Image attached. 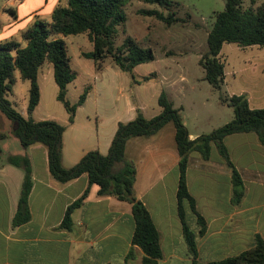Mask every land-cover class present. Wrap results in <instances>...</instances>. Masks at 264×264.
Returning a JSON list of instances; mask_svg holds the SVG:
<instances>
[{"label":"crops","instance_id":"crops-1","mask_svg":"<svg viewBox=\"0 0 264 264\" xmlns=\"http://www.w3.org/2000/svg\"><path fill=\"white\" fill-rule=\"evenodd\" d=\"M26 1L8 0V4L18 6ZM61 2L55 0L50 4L49 0H43L33 11L49 8L52 14ZM47 65L51 71L52 65ZM47 65L39 73L40 91L41 75ZM110 65L113 64H107L100 73L107 74ZM51 74L54 77V70L43 76L47 79ZM78 77L77 73L70 85ZM262 82L264 85V74ZM87 86H91V91L86 102L78 108L73 124L68 122L69 115L59 119L54 115L36 119L41 99L33 113L36 121L52 120L66 126L62 139V161L66 169L77 165L90 151L107 155L119 123L136 118L134 107L124 115L115 108L108 116L107 91L98 83L84 85L78 99ZM165 93L174 104L170 94ZM243 94L252 109H264V90L258 94L257 84L255 89L233 95ZM78 99L70 102L74 104ZM161 112L160 107L156 116ZM183 120L190 139L203 135L192 131L185 118ZM12 125L0 112V145L3 149L0 159V264H141L144 252L132 244L136 227L132 205L114 197L99 196V186H90L86 174L65 185L58 182L50 172L47 149L40 144L23 148L12 133ZM2 135L7 137L2 139ZM224 144L242 176L246 192L241 203L235 204L232 170L215 145L209 160H204L197 152L191 153L188 187L207 226L205 234L200 235L201 225L196 215L189 206L185 207L188 227L196 234L198 264L240 255L255 245L257 236L264 240V146L256 133L229 135ZM14 156H27L33 169V189L29 198L32 219L17 227L13 221L25 172L9 163V158ZM126 159L136 165V196L147 207L161 235L163 259L159 264H193L178 211L176 192L180 157L174 124H167L154 135L130 139ZM88 187L90 192L85 203L71 215L72 227L62 228L67 209Z\"/></svg>","mask_w":264,"mask_h":264},{"label":"trees","instance_id":"trees-1","mask_svg":"<svg viewBox=\"0 0 264 264\" xmlns=\"http://www.w3.org/2000/svg\"><path fill=\"white\" fill-rule=\"evenodd\" d=\"M131 0H67L58 5L52 13L51 20H38L34 27L23 33V42L12 40L0 44V112L13 124V135L19 139L23 148L32 145H43L48 151L49 167L52 177L64 185L82 175L89 177V184L99 186V196L114 197L132 205L135 220V231L132 238L133 246L144 252L141 264H159L163 259L161 235L156 228L151 214L135 192L137 179L136 165L126 159L127 143L136 137L151 136L161 131L167 124L173 123L176 128V143L180 157L178 211L183 224V231L193 264H198L196 234L190 230L186 220L185 207L189 206L196 215L201 230L206 232V221L196 208V201L188 187L187 172L190 155L199 153L204 160H209L212 146H216L220 155L232 170L234 187L233 201L240 204L245 196V186L241 174L233 164L224 140L229 135L256 133L264 146V109H252L247 96L233 95L222 97V103L234 109L233 121L211 133L190 139L181 112L176 109L167 93L162 92L158 104L162 112L152 119H147L138 111L137 117L128 123H119L116 135L107 155L99 151H90L82 160L70 169L63 166L62 139L66 126L52 120L36 121L33 113L40 103L41 91L38 81L41 69L51 64L54 80L58 86L57 100L62 103L69 115V124H73L76 112L91 91L87 86L74 104L68 99V86L77 78L72 68L69 48L65 37L87 34L93 44L91 52H84L82 57L92 60L97 71L104 70L106 65H115L123 72H133L136 67L155 60L151 48L142 47L135 39L128 37L120 47H116L118 27L127 22L126 7ZM244 0H227L225 9L216 16L212 30L207 39L208 52L200 61L205 71V80L218 92L225 84V64L221 60V52L225 44H236L242 48L258 46L264 48V4L257 8L243 9ZM258 0H250L256 4ZM148 4H156L170 11L172 0H145ZM158 20L172 25L179 22L176 13L165 16L157 10L147 12ZM109 61V62H108ZM20 73L23 81H28L29 103L26 118L15 111L7 100L16 84L15 72ZM150 80V77L144 81ZM140 83V82H139ZM7 136L2 135L5 139ZM3 149L0 145V159ZM9 163L24 169L25 177L21 189L18 210L13 221L20 226L32 219L29 198L33 189V169L30 159L14 156ZM90 187L66 211L62 228L72 227V214L86 201ZM208 264H264V240L256 237L255 245L237 255L222 261Z\"/></svg>","mask_w":264,"mask_h":264},{"label":"rangeland","instance_id":"rangeland-1","mask_svg":"<svg viewBox=\"0 0 264 264\" xmlns=\"http://www.w3.org/2000/svg\"><path fill=\"white\" fill-rule=\"evenodd\" d=\"M42 1L27 0L18 6H11L8 0H0V44L12 40L23 42V33L33 28L38 20H51L49 8L33 11L42 5ZM49 1L51 4L55 0ZM66 1L62 0L60 4L64 5ZM172 1L170 11L156 4H148L145 0H131L128 3V19L118 27L116 47L131 37L142 47L151 48L155 55L154 61L136 67L133 72H123L118 66L110 65L107 74L102 75L92 60L81 55L93 50L87 34L65 37L70 64L79 74L77 81L69 87V100L75 102L84 85L98 83L107 91L108 116L115 108L124 115L134 107L136 117L140 111L145 118L152 119L156 117V110L160 109V94L168 92L175 107H182L181 117L185 118L192 131L208 134L233 121L234 109L223 104L221 98L250 91L255 89L256 84L258 94L262 93L264 48L225 44L220 57L226 65V82L222 91L218 92L204 79L205 71L200 61L208 52V35L217 14L225 9L227 0ZM263 4L264 0H258L256 4L244 0L243 9H257ZM154 10L165 16L176 13L179 22L167 25L155 16L148 15L147 12ZM46 67L41 75L42 98L35 118L54 115L59 119L68 114L57 100L58 88L53 75H49V79L43 76L53 72L52 66L51 71L48 65ZM15 76L16 84L7 100L15 111L28 118L30 84L21 79L18 71ZM147 77L150 80L144 81ZM93 119L96 122V118Z\"/></svg>","mask_w":264,"mask_h":264}]
</instances>
